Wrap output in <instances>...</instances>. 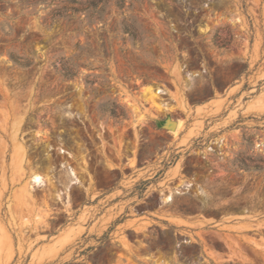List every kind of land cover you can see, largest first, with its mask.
<instances>
[{
    "label": "rangeland",
    "instance_id": "rangeland-1",
    "mask_svg": "<svg viewBox=\"0 0 264 264\" xmlns=\"http://www.w3.org/2000/svg\"><path fill=\"white\" fill-rule=\"evenodd\" d=\"M0 264H264V0H0Z\"/></svg>",
    "mask_w": 264,
    "mask_h": 264
},
{
    "label": "bare ground",
    "instance_id": "bare-ground-1",
    "mask_svg": "<svg viewBox=\"0 0 264 264\" xmlns=\"http://www.w3.org/2000/svg\"><path fill=\"white\" fill-rule=\"evenodd\" d=\"M150 92L152 93V97H157L158 94H160L161 91H156V90L155 91H151L150 90Z\"/></svg>",
    "mask_w": 264,
    "mask_h": 264
},
{
    "label": "water",
    "instance_id": "water-1",
    "mask_svg": "<svg viewBox=\"0 0 264 264\" xmlns=\"http://www.w3.org/2000/svg\"><path fill=\"white\" fill-rule=\"evenodd\" d=\"M174 125H171V127H173Z\"/></svg>",
    "mask_w": 264,
    "mask_h": 264
}]
</instances>
